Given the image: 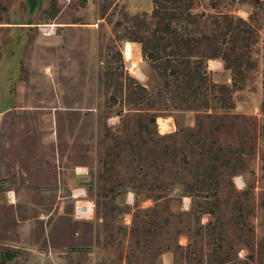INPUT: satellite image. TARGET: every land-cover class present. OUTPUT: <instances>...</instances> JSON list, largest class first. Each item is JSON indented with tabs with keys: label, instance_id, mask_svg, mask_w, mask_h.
<instances>
[{
	"label": "rangeland",
	"instance_id": "rangeland-1",
	"mask_svg": "<svg viewBox=\"0 0 264 264\" xmlns=\"http://www.w3.org/2000/svg\"><path fill=\"white\" fill-rule=\"evenodd\" d=\"M24 6L0 0V264H264V0Z\"/></svg>",
	"mask_w": 264,
	"mask_h": 264
},
{
	"label": "water",
	"instance_id": "water-1",
	"mask_svg": "<svg viewBox=\"0 0 264 264\" xmlns=\"http://www.w3.org/2000/svg\"><path fill=\"white\" fill-rule=\"evenodd\" d=\"M25 6L23 7V13L27 12V20L23 24L24 26H31L32 25V17L34 14L40 13L44 5L46 3V0H24ZM22 21V18L16 19L15 17L12 18L11 23L18 26L21 25L20 22Z\"/></svg>",
	"mask_w": 264,
	"mask_h": 264
},
{
	"label": "bare ground",
	"instance_id": "bare-ground-1",
	"mask_svg": "<svg viewBox=\"0 0 264 264\" xmlns=\"http://www.w3.org/2000/svg\"><path fill=\"white\" fill-rule=\"evenodd\" d=\"M50 28H51V27H50ZM129 49H130V48L128 47V44H127V45H126V48H125V56H126V57H129V55H131ZM130 50H131V49H130ZM129 58H130V57H129ZM83 208H85V207H82V206H81V207H79L78 209L82 211ZM82 212H83V211H82ZM84 212H86V211H84Z\"/></svg>",
	"mask_w": 264,
	"mask_h": 264
},
{
	"label": "crops",
	"instance_id": "crops-1",
	"mask_svg": "<svg viewBox=\"0 0 264 264\" xmlns=\"http://www.w3.org/2000/svg\"><path fill=\"white\" fill-rule=\"evenodd\" d=\"M166 260H167V261L169 260V259H168V256L164 255V256H163V262H166Z\"/></svg>",
	"mask_w": 264,
	"mask_h": 264
},
{
	"label": "trees",
	"instance_id": "trees-1",
	"mask_svg": "<svg viewBox=\"0 0 264 264\" xmlns=\"http://www.w3.org/2000/svg\"><path fill=\"white\" fill-rule=\"evenodd\" d=\"M224 35V34H223Z\"/></svg>",
	"mask_w": 264,
	"mask_h": 264
}]
</instances>
